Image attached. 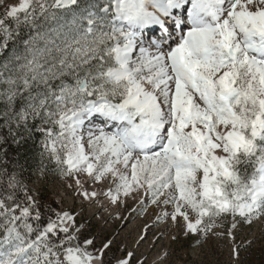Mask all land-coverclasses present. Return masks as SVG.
Masks as SVG:
<instances>
[{
	"label": "snow or ice",
	"instance_id": "snow-or-ice-1",
	"mask_svg": "<svg viewBox=\"0 0 264 264\" xmlns=\"http://www.w3.org/2000/svg\"><path fill=\"white\" fill-rule=\"evenodd\" d=\"M30 142L40 175L67 181L58 207L10 155ZM149 208L135 249L176 228L228 237L239 264L237 232L264 226V0L5 4L0 264H145L120 232L122 210Z\"/></svg>",
	"mask_w": 264,
	"mask_h": 264
},
{
	"label": "rangeland",
	"instance_id": "rangeland-1",
	"mask_svg": "<svg viewBox=\"0 0 264 264\" xmlns=\"http://www.w3.org/2000/svg\"><path fill=\"white\" fill-rule=\"evenodd\" d=\"M18 3L19 0H0V7L3 8L5 4ZM66 183L67 181L62 180L56 174L45 177L38 173L35 180L28 186L35 193L39 194L42 191L43 196L48 195L58 207L63 195V186ZM69 203L70 201L65 198L64 206L67 207ZM129 205L135 207L132 201H129ZM122 215L131 218L120 232V241L127 243L130 249H135V242L143 233L145 225L155 221L154 210L149 208L143 215L122 210ZM121 223L122 221H110L105 231L112 233L120 227ZM98 230V228L94 229V231ZM173 232H176L178 236L175 241L169 239V234ZM158 234L159 227L150 229L147 241L139 249H135L138 258L147 256L145 264H156L158 254L162 256L165 251L168 257L162 261V264H235L231 253L232 242L228 237L219 239L211 237L207 243L197 247L194 244V237L185 239L176 228H170L169 234H165L156 247L149 251V245ZM249 241H251L250 245ZM236 244L241 246L239 264H264V226L254 224L251 228L241 227L236 235Z\"/></svg>",
	"mask_w": 264,
	"mask_h": 264
},
{
	"label": "trees",
	"instance_id": "trees-1",
	"mask_svg": "<svg viewBox=\"0 0 264 264\" xmlns=\"http://www.w3.org/2000/svg\"><path fill=\"white\" fill-rule=\"evenodd\" d=\"M4 9V7H0V12H2ZM25 151H27L28 154V164L31 165V167H29L28 165L25 164L24 160L21 159L22 156L25 155ZM12 155L13 159L19 160L20 164L25 165V170H24V176L23 179L24 181L29 185L30 183H32L37 174L39 173V171L37 170V163H38V152L35 149L31 148V142L28 146V148L26 150H22L19 153L16 154H10ZM36 156V159H33V156ZM54 175V173L49 172L45 177L47 176H52ZM35 193V192H34ZM38 199H41L43 202H45L46 204H51L53 207H57L56 203L53 202V200L51 198H49V196L47 195H42V191L39 192V194L37 195Z\"/></svg>",
	"mask_w": 264,
	"mask_h": 264
}]
</instances>
